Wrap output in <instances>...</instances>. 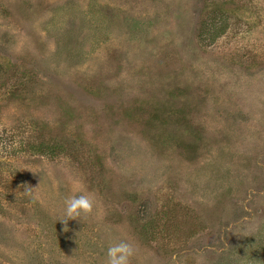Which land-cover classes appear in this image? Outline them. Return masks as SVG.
Segmentation results:
<instances>
[{"label":"rangeland","instance_id":"rangeland-1","mask_svg":"<svg viewBox=\"0 0 264 264\" xmlns=\"http://www.w3.org/2000/svg\"><path fill=\"white\" fill-rule=\"evenodd\" d=\"M120 241L264 264V0H0V264Z\"/></svg>","mask_w":264,"mask_h":264},{"label":"clouds","instance_id":"clouds-1","mask_svg":"<svg viewBox=\"0 0 264 264\" xmlns=\"http://www.w3.org/2000/svg\"><path fill=\"white\" fill-rule=\"evenodd\" d=\"M32 170V169H31ZM34 173L36 171L32 170ZM25 191L23 193L31 198L38 199L35 193L37 187L23 186ZM94 209V198L87 193L69 195L64 200V208L59 221L65 225L64 231H68V221L70 219H80L81 217L89 216ZM107 259L105 264H131V257L134 256L133 246L126 241L112 243L109 245L106 253Z\"/></svg>","mask_w":264,"mask_h":264}]
</instances>
